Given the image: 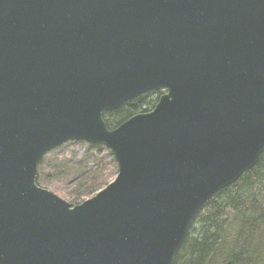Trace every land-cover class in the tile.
<instances>
[{
    "label": "water",
    "instance_id": "95a60500",
    "mask_svg": "<svg viewBox=\"0 0 264 264\" xmlns=\"http://www.w3.org/2000/svg\"><path fill=\"white\" fill-rule=\"evenodd\" d=\"M70 141L117 166L73 205L37 183ZM263 151L264 0H0V264H172Z\"/></svg>",
    "mask_w": 264,
    "mask_h": 264
},
{
    "label": "trees",
    "instance_id": "16d2710c",
    "mask_svg": "<svg viewBox=\"0 0 264 264\" xmlns=\"http://www.w3.org/2000/svg\"><path fill=\"white\" fill-rule=\"evenodd\" d=\"M150 92L104 112L107 126L113 128L135 113L152 109L158 96L146 100ZM87 144L103 153L117 173L105 146ZM96 191L94 186L86 190L90 195ZM73 201L77 204L81 197L73 196ZM172 264H264V151L253 168L204 204Z\"/></svg>",
    "mask_w": 264,
    "mask_h": 264
},
{
    "label": "rangeland",
    "instance_id": "374dc122",
    "mask_svg": "<svg viewBox=\"0 0 264 264\" xmlns=\"http://www.w3.org/2000/svg\"><path fill=\"white\" fill-rule=\"evenodd\" d=\"M160 93L150 92L145 99L154 100ZM103 155L84 141L65 143L43 156L37 183L73 205V196L87 199L115 178L114 167ZM93 186L97 191L90 195L86 190Z\"/></svg>",
    "mask_w": 264,
    "mask_h": 264
}]
</instances>
